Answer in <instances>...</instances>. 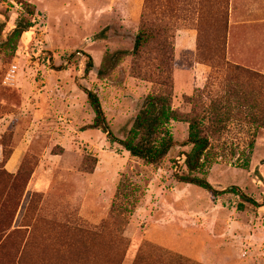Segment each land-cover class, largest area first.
I'll use <instances>...</instances> for the list:
<instances>
[{"label":"rangeland","instance_id":"rangeland-1","mask_svg":"<svg viewBox=\"0 0 264 264\" xmlns=\"http://www.w3.org/2000/svg\"><path fill=\"white\" fill-rule=\"evenodd\" d=\"M225 3L224 26L219 0L152 1L164 37L98 79L106 53L132 50L145 0H0V264H264V0ZM80 87L119 139L168 94L173 147L147 165L110 144ZM193 121L209 141L195 175L259 207L175 180Z\"/></svg>","mask_w":264,"mask_h":264},{"label":"trees","instance_id":"trees-1","mask_svg":"<svg viewBox=\"0 0 264 264\" xmlns=\"http://www.w3.org/2000/svg\"><path fill=\"white\" fill-rule=\"evenodd\" d=\"M154 0H145L144 12L141 18L140 25L134 35V42L132 50H116L114 52L106 53L101 60L97 77L104 79L112 74L114 69L118 66L120 61L128 55L136 56L141 49L148 43L150 39L163 38L167 29V21L159 19V22L152 24L148 21L151 18V13L148 11L149 5ZM223 6H220V15L217 16L219 22L225 26L226 21V3L225 0H219ZM25 5L29 14H33V10L28 8L29 4ZM213 5V4H212ZM212 7V6H211ZM222 9V10H221ZM33 24L22 17L12 29L6 41L7 47H11L12 52L16 50L18 40L22 34L32 28ZM3 25H0V32ZM93 68L92 59L88 56L85 65V74H88ZM86 96V101L93 113L92 123L87 127L88 129H95L101 131L106 136L110 144L120 145L130 156L141 159L147 165L158 164L170 151L174 145L172 133L169 125L173 121H177L175 112L171 106L170 96L167 95H147L143 101L141 109L136 114L132 126L130 127L124 139L117 138L105 116L100 99L96 92L80 87ZM201 121L188 122V135L185 141L186 146L190 149L186 153H182L183 166L186 173H182L180 167L175 171L174 178L179 183L193 185L201 188L213 196H220L226 193L239 196L241 202L238 203L237 208L242 209L244 204H249L253 207H259V204L254 198L242 193L237 187L233 186L224 190H216L205 178L197 177L195 174L201 170L204 155L208 149L209 141L203 135ZM9 156L5 159H9ZM175 166V165H174ZM264 203V201H263Z\"/></svg>","mask_w":264,"mask_h":264},{"label":"crops","instance_id":"crops-1","mask_svg":"<svg viewBox=\"0 0 264 264\" xmlns=\"http://www.w3.org/2000/svg\"><path fill=\"white\" fill-rule=\"evenodd\" d=\"M22 153L18 152V149L12 150V153H11L9 159L5 163L6 167H10L11 172L14 171L15 164H17L18 162L21 161V159L23 157ZM18 154H19V156H17Z\"/></svg>","mask_w":264,"mask_h":264}]
</instances>
